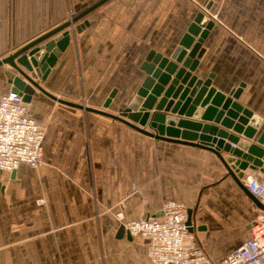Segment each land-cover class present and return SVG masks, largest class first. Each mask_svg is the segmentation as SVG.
Wrapping results in <instances>:
<instances>
[{
  "label": "crops",
  "instance_id": "obj_1",
  "mask_svg": "<svg viewBox=\"0 0 264 264\" xmlns=\"http://www.w3.org/2000/svg\"><path fill=\"white\" fill-rule=\"evenodd\" d=\"M97 1L0 0V60ZM199 12L214 26L196 75L213 74L223 93L243 84L238 102L264 119V0H108L67 29L69 45L37 80L45 94L35 90L25 103L44 131L43 160L14 177L0 171V264H152L146 239L117 237L116 214L158 218L168 201L193 210L197 239L215 264L250 238L260 208L213 153L96 112L118 115L145 76L148 52L169 55ZM6 69L0 98L12 92Z\"/></svg>",
  "mask_w": 264,
  "mask_h": 264
},
{
  "label": "water",
  "instance_id": "obj_2",
  "mask_svg": "<svg viewBox=\"0 0 264 264\" xmlns=\"http://www.w3.org/2000/svg\"><path fill=\"white\" fill-rule=\"evenodd\" d=\"M107 1H97L0 60V67L10 68L4 74L12 92L22 93L24 103H30L35 90L45 94L37 80L45 81L58 56L69 45L70 32L67 29ZM87 25V21L81 22L75 30L79 32ZM213 26L214 22L204 13H197L169 55L163 56L153 50L148 52L139 66L145 76L118 115L96 112L145 136L213 153L227 175L262 209L258 200L247 192L244 179L247 170L264 172V119L238 102L243 84L223 93L212 85L213 74L206 78L196 75L203 53L201 47ZM115 94L116 90H113L105 108ZM70 105L93 111L81 105ZM192 216L193 210L190 209L187 225H190ZM123 236L131 239L121 225L117 237Z\"/></svg>",
  "mask_w": 264,
  "mask_h": 264
},
{
  "label": "built area",
  "instance_id": "obj_3",
  "mask_svg": "<svg viewBox=\"0 0 264 264\" xmlns=\"http://www.w3.org/2000/svg\"><path fill=\"white\" fill-rule=\"evenodd\" d=\"M43 139L44 131L28 117L22 95L9 92L2 96L0 171L13 173L22 165L38 168L43 160ZM263 175L244 179L247 192L262 206L250 225L251 236L220 264H264ZM43 203V200H38L39 205ZM189 210L182 202L168 201L162 205L161 216L158 218L126 221L121 212L116 214V218L131 238L139 237L148 241L147 255L152 264H215L201 247L193 222L187 225Z\"/></svg>",
  "mask_w": 264,
  "mask_h": 264
}]
</instances>
